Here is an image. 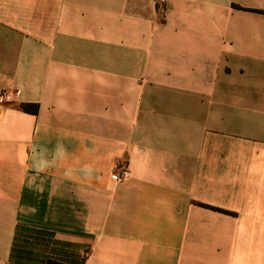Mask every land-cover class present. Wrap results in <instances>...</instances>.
Masks as SVG:
<instances>
[{
	"label": "crops",
	"instance_id": "obj_1",
	"mask_svg": "<svg viewBox=\"0 0 264 264\" xmlns=\"http://www.w3.org/2000/svg\"><path fill=\"white\" fill-rule=\"evenodd\" d=\"M0 94V264H264V0H0Z\"/></svg>",
	"mask_w": 264,
	"mask_h": 264
},
{
	"label": "rangeland",
	"instance_id": "obj_2",
	"mask_svg": "<svg viewBox=\"0 0 264 264\" xmlns=\"http://www.w3.org/2000/svg\"><path fill=\"white\" fill-rule=\"evenodd\" d=\"M48 13H52V11L37 10V9L28 10V16H29V26H28V28H29L30 39H34V38H32V35L40 33V31L43 28H45V29L49 28V26H45V27L42 26L43 23L38 21V20L42 19L43 17H47ZM23 105H38L40 107V105L37 104V103L21 104L18 107L22 108ZM31 115H33V114H31Z\"/></svg>",
	"mask_w": 264,
	"mask_h": 264
},
{
	"label": "built area",
	"instance_id": "obj_3",
	"mask_svg": "<svg viewBox=\"0 0 264 264\" xmlns=\"http://www.w3.org/2000/svg\"><path fill=\"white\" fill-rule=\"evenodd\" d=\"M157 8H158V12L164 16L165 12H166V8H167V4H168V0H154ZM9 96V94H0V103H3L7 97ZM129 176V170L128 168H124V167H118L115 169L114 173L112 174V179L116 182H121L123 181L125 178H127Z\"/></svg>",
	"mask_w": 264,
	"mask_h": 264
},
{
	"label": "trees",
	"instance_id": "obj_4",
	"mask_svg": "<svg viewBox=\"0 0 264 264\" xmlns=\"http://www.w3.org/2000/svg\"><path fill=\"white\" fill-rule=\"evenodd\" d=\"M22 109L24 112L28 114L36 115L39 112V106L38 105H23ZM47 264H63L54 260H49Z\"/></svg>",
	"mask_w": 264,
	"mask_h": 264
}]
</instances>
